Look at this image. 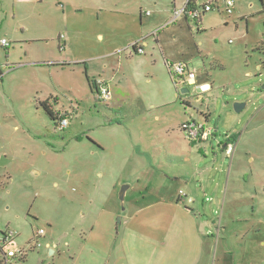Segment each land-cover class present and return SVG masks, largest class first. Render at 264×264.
Wrapping results in <instances>:
<instances>
[{"label":"rangeland","instance_id":"rangeland-1","mask_svg":"<svg viewBox=\"0 0 264 264\" xmlns=\"http://www.w3.org/2000/svg\"><path fill=\"white\" fill-rule=\"evenodd\" d=\"M186 1L125 0L156 16L143 45L87 9L68 11V41L61 0H0V42L9 44H0V239L13 232L8 247L26 251L16 264H111L114 247L151 219L135 211L184 192L199 162L211 170L198 217L231 230L255 224L264 237V0H235L231 15L217 0L199 21L175 19ZM158 36L168 62L188 64L206 92L175 84ZM191 120L215 137L188 141ZM227 134L236 135L232 158Z\"/></svg>","mask_w":264,"mask_h":264},{"label":"crops","instance_id":"crops-1","mask_svg":"<svg viewBox=\"0 0 264 264\" xmlns=\"http://www.w3.org/2000/svg\"><path fill=\"white\" fill-rule=\"evenodd\" d=\"M86 1L81 6H77L74 0H61L68 41L72 39L73 33V27L68 24V11L76 13L77 9H87L93 15L97 13L99 20H106V16L112 17L114 24L121 27L122 31L130 27L138 38L137 40L144 42L143 45H146L147 37L156 34L154 31L158 27L155 22L156 16L142 17L141 6L132 10L128 9L125 0ZM136 20H139V26ZM144 27L148 34L147 37L143 36ZM115 33V29H112L110 36L107 37L110 39ZM96 38L104 42L106 36L98 33ZM158 39L159 36L156 38V43L163 52L164 64L167 66L170 50L163 49ZM135 43L139 46L138 41L131 42L132 45ZM64 49L65 45H63ZM115 50L117 48L108 55H112ZM201 81H198L199 85L209 86L208 83ZM101 84L110 85L107 82H101ZM213 130L215 131L216 128ZM230 136L236 139L235 134ZM235 153L236 143L233 155ZM210 166L201 167L200 162L195 167L192 166V173L188 174L183 184L184 192L179 190V193L174 196H155L154 202L136 210V214L143 215L146 212L151 219H145L136 226L133 241L122 240L114 247L113 253L118 257L111 264H210L215 249V238L218 242L222 240L218 261L216 260L218 248L216 249L215 264H264V237L258 235L261 232L260 226L251 224L231 230L227 226H215L198 217L195 208L199 207L198 200L201 195H206L204 192L207 189L205 177L211 170ZM198 183H200L199 186ZM214 227H216V237L213 235ZM49 251L54 252L52 249Z\"/></svg>","mask_w":264,"mask_h":264},{"label":"built area","instance_id":"built-area-1","mask_svg":"<svg viewBox=\"0 0 264 264\" xmlns=\"http://www.w3.org/2000/svg\"><path fill=\"white\" fill-rule=\"evenodd\" d=\"M223 5L225 7L224 12L227 15H231L235 6V0H224ZM216 7H218L217 0H187L180 11L175 12V19L184 17L185 19L199 21L202 15L213 11ZM0 44L5 49L9 47L6 40H1ZM61 48L63 49V46ZM141 51L140 48V52ZM167 70L176 85L186 84L188 86H193L195 90L201 93L208 90H203V86L197 83L196 72L184 62H168ZM103 92L107 93L104 89ZM64 125L65 119H62L60 121V127ZM182 131L185 133L187 140L191 143H207L209 139L213 137L214 133L216 135L217 130L214 131L213 128L206 126L205 122L191 120L183 125ZM225 138L226 142L222 149L227 157H231L234 153L235 142L231 140V136L228 134ZM42 234L43 230H39L36 233V237H40ZM13 239V232H7L2 235L0 239V264H16V262L23 260L26 256V251L24 249L8 247Z\"/></svg>","mask_w":264,"mask_h":264},{"label":"water","instance_id":"water-1","mask_svg":"<svg viewBox=\"0 0 264 264\" xmlns=\"http://www.w3.org/2000/svg\"><path fill=\"white\" fill-rule=\"evenodd\" d=\"M181 93H188V89L187 88H183L181 89ZM244 107V104L243 103H235L233 108H234V111L239 113ZM123 198H124V187L122 188L120 194H119V199L120 201H123Z\"/></svg>","mask_w":264,"mask_h":264},{"label":"trees","instance_id":"trees-1","mask_svg":"<svg viewBox=\"0 0 264 264\" xmlns=\"http://www.w3.org/2000/svg\"><path fill=\"white\" fill-rule=\"evenodd\" d=\"M131 48H132V51H133V53L134 54H140V46H138L137 45V43H135V44H133L132 46H131ZM168 63V62H167ZM231 140L233 141V142H235L236 140H235V137H231Z\"/></svg>","mask_w":264,"mask_h":264}]
</instances>
